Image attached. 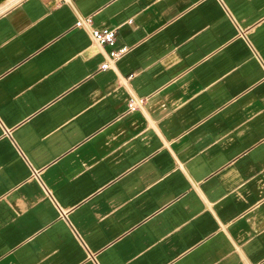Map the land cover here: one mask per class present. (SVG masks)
<instances>
[{"label":"crops","instance_id":"obj_1","mask_svg":"<svg viewBox=\"0 0 264 264\" xmlns=\"http://www.w3.org/2000/svg\"><path fill=\"white\" fill-rule=\"evenodd\" d=\"M6 6L0 264H264V0Z\"/></svg>","mask_w":264,"mask_h":264},{"label":"built area","instance_id":"obj_2","mask_svg":"<svg viewBox=\"0 0 264 264\" xmlns=\"http://www.w3.org/2000/svg\"><path fill=\"white\" fill-rule=\"evenodd\" d=\"M75 26H87L90 29L91 36L93 40L99 44L100 46H108L110 49L107 51L106 60H104L99 69H107L111 66V64L116 61L119 57H121L127 50V48L123 45H117V30L116 28H94L91 26L90 18H81L77 20ZM142 100H140L141 102ZM135 104L134 102L128 103V109L134 110Z\"/></svg>","mask_w":264,"mask_h":264},{"label":"bare ground","instance_id":"obj_3","mask_svg":"<svg viewBox=\"0 0 264 264\" xmlns=\"http://www.w3.org/2000/svg\"><path fill=\"white\" fill-rule=\"evenodd\" d=\"M12 0H1L0 1V8H3L4 6L8 5ZM14 3V2H13ZM10 6V5H9ZM8 7V6H6ZM5 9V7H4Z\"/></svg>","mask_w":264,"mask_h":264},{"label":"rangeland","instance_id":"obj_4","mask_svg":"<svg viewBox=\"0 0 264 264\" xmlns=\"http://www.w3.org/2000/svg\"><path fill=\"white\" fill-rule=\"evenodd\" d=\"M16 0H12L10 3H13V2H15Z\"/></svg>","mask_w":264,"mask_h":264},{"label":"water","instance_id":"obj_5","mask_svg":"<svg viewBox=\"0 0 264 264\" xmlns=\"http://www.w3.org/2000/svg\"><path fill=\"white\" fill-rule=\"evenodd\" d=\"M1 1V0H0Z\"/></svg>","mask_w":264,"mask_h":264}]
</instances>
